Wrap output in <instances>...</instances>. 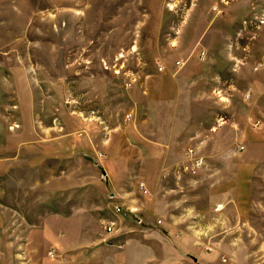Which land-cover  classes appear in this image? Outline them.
Returning <instances> with one entry per match:
<instances>
[{
  "label": "rangeland",
  "instance_id": "1",
  "mask_svg": "<svg viewBox=\"0 0 264 264\" xmlns=\"http://www.w3.org/2000/svg\"><path fill=\"white\" fill-rule=\"evenodd\" d=\"M246 167L240 223L225 199ZM130 205L141 224L116 216ZM162 213L212 264H264V0H0V264H127Z\"/></svg>",
  "mask_w": 264,
  "mask_h": 264
},
{
  "label": "crops",
  "instance_id": "2",
  "mask_svg": "<svg viewBox=\"0 0 264 264\" xmlns=\"http://www.w3.org/2000/svg\"><path fill=\"white\" fill-rule=\"evenodd\" d=\"M218 77L220 76L218 75ZM218 89H221V87H218ZM229 89L230 88L228 89L226 87L224 88L225 91H229ZM192 145L194 144L192 143ZM189 146H191V144ZM252 171L253 170L250 169L249 167H246L243 170V178L237 181V186L235 187L236 189H239L240 191L239 194L238 195L233 194L232 196L226 195V199H225L226 202L225 207L231 204L234 206L236 211V216L234 217V219L240 223H243L242 221H245L249 216V212L248 209H246V207L248 206L250 200V187L252 180L249 174ZM146 187H147L146 190H148V192L150 193V196L146 195L145 197L146 198L145 204L147 205V210L150 213V209L148 208H150L149 205H151V210H153V213H155L157 211V206L159 207L163 203L161 198L162 194L167 192L166 186L164 184L163 176H160L159 182L151 183V184L146 182ZM177 187L178 189L175 190V192H180V191L184 192L186 188H188L186 185H182V186L177 185ZM157 199L158 201L160 200V202H158ZM148 216H152V214H147V217ZM168 219H169L168 213H166V215L164 213L160 214V216L157 219L155 218V220L150 221V223L147 222L149 228L148 227L145 229L142 228L141 234L143 235L142 237H144V239L129 240V242L125 245L124 248V251H126L127 253L126 257H128L126 258V263L128 260L127 264H170L171 261L170 259L174 258L173 254H179L180 257H183L185 260H188V258H190L192 260V264H212L213 262L215 263V261L218 258L217 254L216 253H213L211 255L210 253L206 254V251H208L206 249L214 250L213 248H211V246L214 245V243L211 242L212 240H209L208 244L202 245V243L199 240L193 238L194 237L192 235L194 233L193 228L195 227L188 228L182 226V224L185 222L186 219L182 217H175L174 223H170ZM192 224L196 226L197 223L193 222ZM198 227L199 230H201V226L199 224ZM157 228H159L160 231H158L159 229ZM215 228L216 226L209 225L208 227L205 226L202 230L205 233V235L212 236V232L213 230H215ZM236 228L237 227L235 226L233 227V229L228 228L226 226H222L221 230H223L224 233L230 230L231 232H233L235 231ZM188 229L189 230L191 229L192 231V233L190 232L191 234H189ZM163 231L169 233L170 237L172 238L171 239L164 238V236L161 234ZM156 251H160L161 253H163V257L161 256L160 262H158L159 258L156 254ZM170 251L173 252L172 255H170L169 253ZM242 261H246V259ZM174 263L175 262H172V264Z\"/></svg>",
  "mask_w": 264,
  "mask_h": 264
},
{
  "label": "built area",
  "instance_id": "3",
  "mask_svg": "<svg viewBox=\"0 0 264 264\" xmlns=\"http://www.w3.org/2000/svg\"><path fill=\"white\" fill-rule=\"evenodd\" d=\"M185 166L177 167V169L173 170L170 174L173 175V178L175 179L176 183H180L181 181L185 180L186 176L190 177L197 173L198 168L201 166V161L199 158L196 157V153L192 150H188L186 154V161ZM169 174V175H170ZM168 173L163 175V180L167 179L169 176ZM144 184L141 186V189H143ZM221 208H223L222 205H219L217 207L216 211H219ZM140 213V208L136 205H130L128 207L123 208L122 206H116L115 207V214L116 216H122L123 214H127L130 216H134L137 219V222L141 224L142 220L139 218L138 214ZM106 231L109 234H114L116 232V222H110L106 226Z\"/></svg>",
  "mask_w": 264,
  "mask_h": 264
}]
</instances>
